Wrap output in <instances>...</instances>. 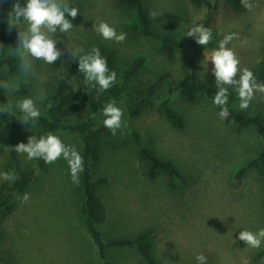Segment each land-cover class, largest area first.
Segmentation results:
<instances>
[{
	"label": "rangeland",
	"instance_id": "1",
	"mask_svg": "<svg viewBox=\"0 0 264 264\" xmlns=\"http://www.w3.org/2000/svg\"><path fill=\"white\" fill-rule=\"evenodd\" d=\"M13 3L14 0H6L5 6L12 9ZM143 3L153 27L173 33L180 47L169 49L158 40L143 36L135 28L134 12L125 0H77L75 7L79 14L74 20L68 17L73 28L68 33H56V46L63 55L53 65L35 62L37 73L47 77V81L39 89L35 81L29 82L35 89L34 95L38 91L45 94L56 79L72 82L71 62L78 58L72 57L71 50L82 55L96 46L114 51L120 72L134 58H141L142 66L135 80L138 84L165 72L187 83V61L193 58L200 66V77L215 86L213 65L208 58L228 33H238L239 38L229 47L236 49L241 69L252 70L258 65L254 74L264 82V0H259V7L251 12L244 7L234 10L223 1L210 11L195 0H143ZM150 10L161 15L153 19ZM101 21L114 26L117 33H127L126 40L122 43L105 40L96 31ZM194 23H206L211 28L212 43L204 47L185 36ZM18 75L17 69L10 79ZM108 90L101 93V107L88 112L89 119L103 125L102 109L114 99L123 109L128 126L115 136L109 131L94 140L97 158L93 159L92 178L107 179L106 183L96 185V193L106 207V221L98 225L102 239L133 238L152 228L153 254L159 264H197L199 253L208 257L207 264H264V254L258 255L264 241L260 248H251L238 239L241 230L255 232L264 228V185L258 169L249 168L241 184L232 185L239 167L255 157L264 143L257 130L252 127L235 130L226 125L218 115V106L199 96L172 100L185 119L183 130L173 128L156 107L132 118L124 101ZM232 90L235 91L229 89ZM24 96L18 92L7 95L0 89V105L11 103L14 110ZM239 102L236 94L232 104L239 108ZM38 107L43 110L42 102ZM243 111L260 113L264 122V96L257 94ZM92 113L95 119L91 118ZM11 129L15 130L14 146L27 143L31 135L39 138L51 131L0 121V174L5 166L11 165L4 141ZM134 131L140 133L146 147L181 169L188 178L187 187L172 191L163 178L148 180L139 173ZM51 132L83 155L79 133ZM16 157L19 167L33 169L34 178L19 195L29 193V202L21 203L17 198L11 211L0 218V264H102L85 229L80 184L72 183L67 161L60 158L46 165L42 158L29 160L26 154L17 152ZM105 255L110 264H148L134 247L106 246Z\"/></svg>",
	"mask_w": 264,
	"mask_h": 264
},
{
	"label": "trees",
	"instance_id": "2",
	"mask_svg": "<svg viewBox=\"0 0 264 264\" xmlns=\"http://www.w3.org/2000/svg\"><path fill=\"white\" fill-rule=\"evenodd\" d=\"M76 1L67 0L70 7H75ZM195 1L208 11L215 9L219 1H223L234 10L243 8L240 0ZM19 2L21 6H25L27 0H19ZM125 2L134 12L135 28L143 36L158 40L163 47L169 49L180 47V41L173 33L153 27L145 11L143 0H125ZM5 3L6 0H0V49L3 51L0 54V78L11 80L12 74L18 69V60L12 54V48L16 47L19 29L13 27L9 30L8 18H11L9 13L12 9L5 6ZM203 25L206 27V23ZM24 27L25 25L22 24V30ZM192 42L195 43L194 37H192ZM96 47L107 58L109 68L117 73V82L108 91L112 92L116 99L124 101L129 117H138L146 109L156 107L157 111L164 116L173 128L183 130L186 127L185 119L178 109L172 105L174 97L190 99L199 96L213 103L217 88L200 77V66L193 58H189L187 61L189 67V82L187 83L176 80L170 72H165L158 74L155 79L147 83L138 84L135 80L142 66L141 58H134L126 69L120 72L114 51L102 46ZM5 50L7 52H4ZM71 67L74 80L69 82L59 78L47 87L44 94L46 98L42 102L41 116L34 124L31 121L27 125L23 124L19 120V118H22L23 113L18 108L14 109L9 115H0V121L11 126L34 125L55 132L67 130L79 133L82 136L85 162V171L80 174L81 208L84 214L86 232L97 248L98 255L103 260L102 264H110L105 259L106 246L134 247L148 264H159L153 254L152 228L140 231L133 238H117L107 241L102 239L98 225L106 221V207L103 200L96 193V185L106 183L107 179L100 177L94 180L92 178V164L93 159L97 158L95 153L97 147L94 140L105 132L109 133L110 130L89 119L88 112L101 107L102 95L97 92L96 88L84 84V74L78 71V61L73 60ZM5 68H7L6 73L4 72ZM256 68H258V65L252 69L254 73ZM229 92L230 96L227 104L229 115L223 119L224 123L233 126L235 130L255 128L258 134L264 138V122L260 113L248 114L234 107L232 103L237 93L233 90ZM18 93L25 96L34 95L35 89L31 83H21ZM14 135L15 130L11 129L4 139L11 165L5 166L3 173H14L18 176V179L14 182L0 179V218L11 211L15 200L26 191L34 178L32 168H21L18 165L16 152L13 149L15 144ZM132 138L137 150V168L144 178L148 180L163 178L168 189L172 191H177L179 188L189 185L188 178L173 161L160 156L143 144L140 133L137 131L132 132ZM253 167L258 169L264 185V143L255 157L239 167L233 176L232 185L239 186L248 169ZM177 183L179 187H177ZM263 254L264 248L258 255Z\"/></svg>",
	"mask_w": 264,
	"mask_h": 264
},
{
	"label": "clouds",
	"instance_id": "3",
	"mask_svg": "<svg viewBox=\"0 0 264 264\" xmlns=\"http://www.w3.org/2000/svg\"><path fill=\"white\" fill-rule=\"evenodd\" d=\"M242 7L251 12L259 7V0H240ZM79 14L77 7H70L67 0H27L25 6H21L19 0H14L13 7L9 13L8 27H18L17 46L12 48V54L18 60L19 75L13 80L0 79V89L7 95H14L19 92L21 83L27 84L30 81L36 82L37 89L47 81V77L37 73L35 62L43 61L47 65H53L62 55L61 50L56 46V33H68L73 28V23L68 17L74 20ZM161 15L150 10L149 16L155 19ZM24 24L25 27L21 28ZM96 31L105 40H113L122 43L127 38V33H117L114 26L101 21ZM187 37H194L195 42L201 46H207L213 39L212 30L203 24L194 23L187 31ZM238 33H228L219 40L218 47L212 51L208 58L212 62V73L215 77L217 91L214 94L213 103L220 108L218 115L224 119L229 115L227 104L232 88L239 98V109L246 110L257 94L264 96V82H260L250 68L241 69V60L234 47H229L234 39H238ZM83 52V49L80 50ZM73 58H78V71L84 74V84L96 88L102 93L110 89L117 82V73L108 66L107 58L101 54L98 47H93L90 52L79 54L71 50ZM7 72V68L4 69ZM238 77V78H237ZM43 92L38 91L36 95H26L15 105L21 113L19 120L27 125L29 121L35 123L41 116L38 104L45 99ZM13 111V105L6 103L0 105V115H9ZM103 126L110 130L115 136L119 130L126 128L127 122L123 119L124 111L113 99L105 104L102 109ZM95 119V113L91 114ZM14 151L26 154L29 160L42 158L46 165L63 158L67 161L70 169L71 181L79 185L80 174L85 171L83 155L74 145L65 144L64 141L53 132L45 135H31L27 143L20 142L14 146ZM4 181L14 182L18 176L14 173L4 172L0 174ZM21 203L30 200V194L24 193L18 197ZM238 239L251 248H260L264 241V228L253 232L241 230ZM197 264H207L208 257L204 253L196 256Z\"/></svg>",
	"mask_w": 264,
	"mask_h": 264
}]
</instances>
